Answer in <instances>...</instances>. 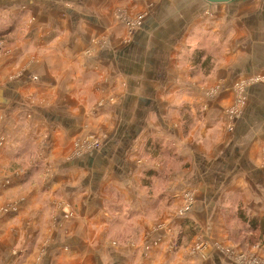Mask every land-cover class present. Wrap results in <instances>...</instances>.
<instances>
[{"label": "clouds", "instance_id": "9594fccd", "mask_svg": "<svg viewBox=\"0 0 264 264\" xmlns=\"http://www.w3.org/2000/svg\"><path fill=\"white\" fill-rule=\"evenodd\" d=\"M0 264H264V0H0Z\"/></svg>", "mask_w": 264, "mask_h": 264}]
</instances>
